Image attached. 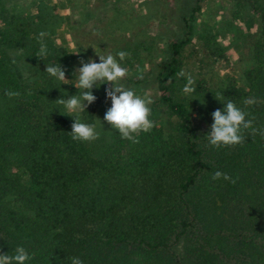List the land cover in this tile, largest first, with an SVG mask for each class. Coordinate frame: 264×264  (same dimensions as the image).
<instances>
[{
	"label": "trees",
	"instance_id": "obj_1",
	"mask_svg": "<svg viewBox=\"0 0 264 264\" xmlns=\"http://www.w3.org/2000/svg\"><path fill=\"white\" fill-rule=\"evenodd\" d=\"M201 1L183 6L175 21L182 35L169 36L153 16L144 21L147 31L138 30L115 5L111 19L106 12L95 20L92 0H0V252L22 246L28 264H70L72 256L84 264H264V135L247 129L240 144L215 148L194 124L217 110L203 115L202 103L223 108L215 98L223 93L264 130V0H230L235 11L246 4L256 15L254 29L234 40L244 67L237 80H220L209 91L197 86L199 99L191 102L181 94L190 61L202 74L225 55L216 31H194ZM173 13L168 8L161 24ZM66 22L74 52L57 42ZM42 32L49 51L43 60ZM122 33L126 47L114 55L128 52L122 65L132 73L123 87L151 96L155 126L133 144L100 124L98 112L111 105L105 84L80 114L96 124L98 139L74 142L72 118L53 112V102L78 90L50 78L46 63H60L72 79L81 46L97 49ZM157 40L164 45L158 58ZM248 98L257 102L247 105ZM216 171L235 182L213 181Z\"/></svg>",
	"mask_w": 264,
	"mask_h": 264
},
{
	"label": "clouds",
	"instance_id": "obj_2",
	"mask_svg": "<svg viewBox=\"0 0 264 264\" xmlns=\"http://www.w3.org/2000/svg\"><path fill=\"white\" fill-rule=\"evenodd\" d=\"M44 36L45 33H40L38 41L40 44L38 56L42 60L49 56ZM128 55L129 53L125 51H119L116 55L96 53L99 63L91 59L87 63L81 61V66L72 74V79H66V72L60 63L51 61L46 63L44 72L50 78L61 82L60 86L65 84L64 81H71L70 85L78 90L75 95L53 102V112H59L73 120L71 131L68 133L72 141L89 143L98 139L96 124L83 122L80 114L87 113V107L96 101L97 97L93 94V89L105 84H111L113 87L106 89V97L111 102V107L106 111L104 121L116 130L122 140L133 144L138 143L139 133H148L155 126L150 118L149 106L153 103L151 96L118 86L123 78L132 75L125 67H122ZM135 75L137 79L143 78L139 69ZM180 76H184V73L181 72ZM195 93V82L189 76L181 89V94L185 98H191L192 102L199 99L195 98ZM215 98L222 101L224 106L221 110L212 113L211 132L205 135L211 146L220 148L238 145L242 141L243 131L247 129L264 135V130L255 128L254 120L247 118L249 113L238 107L232 100L226 99L223 93H218ZM256 102L255 98H248L245 104L254 105ZM211 179L235 182L232 177L220 171H216ZM31 259L29 252L22 246H17L12 255L0 252V264H28ZM68 259L70 264H84L79 256H72Z\"/></svg>",
	"mask_w": 264,
	"mask_h": 264
},
{
	"label": "rangeland",
	"instance_id": "obj_3",
	"mask_svg": "<svg viewBox=\"0 0 264 264\" xmlns=\"http://www.w3.org/2000/svg\"><path fill=\"white\" fill-rule=\"evenodd\" d=\"M47 1H51L50 3H58V0ZM114 1L115 0H100L99 2H97L96 0H92V4H94V6H99L98 8L93 9V11H96L95 13L97 14L94 15V19L96 20L98 16H104V13L106 12L109 14V16H111L109 18L111 19L113 17L112 14L115 13L112 7H114L115 5V7H121L123 10H125L126 14L122 17L123 19L128 18L129 20H133L134 24L137 23L138 30L143 28L144 32L147 31L144 27V21L147 18L153 16V20H151V22H155L154 26H156L157 29L160 28L159 30H162V33H167L169 36L170 34L172 36H178L182 35V31L175 23V21H177L176 15H180L183 6H185L187 2V5L190 4L189 7H194L196 0H179V3H176L175 0H121L116 3L117 5L114 4ZM155 1H157L156 5ZM22 5L25 8H28L29 6L27 2H23ZM60 6V13L63 16H68L69 11L64 8V4H60ZM168 8L173 9L174 13L171 17H167L169 20H167L168 24H161V18L165 16V12H168ZM189 9L188 12L190 13ZM255 18L256 15L253 13L252 10H250V8L246 4H243L241 7H236L235 11V7L230 0H204L200 2V11L195 14L194 31H196V33H203L208 30H213V33L216 31V37H218L220 45L223 48L222 50L225 51V55L223 58L218 59L215 64V68L212 71L210 69L209 71H206V69L208 68H204L203 70H201L202 74L198 71L195 64L190 61L186 69V74L187 77L190 76L194 80L195 87L199 86L201 89H206L205 91H209L211 88H215V85H217L220 80L227 81L228 79H239V71L242 70L244 66H242L243 62L241 60L240 49H238L236 46L234 47V40L238 41L239 37H241L242 34L246 35L247 33H249V31H252L254 29L255 22L253 20ZM72 19L75 20L76 24H79V16L75 15L72 17ZM70 25V23L66 22L64 26L58 31L59 38H57V42L61 43L62 45H65L64 47H66L70 52H74L77 42L76 39L72 40L74 32L73 30H71ZM90 26V23L87 25H83V27H86L84 28V30L87 31L88 27ZM153 29H155V27ZM228 30L233 33V37L232 35H230V32H228L229 34L227 33ZM218 32L222 35H220ZM125 38L127 39L125 33L118 34L109 39L108 41H105L103 45L97 47V49H91L92 47L88 45L81 46V52H77L76 54L78 64H81V61L87 63L90 59L99 63V58L96 56V53L103 55H114V52L117 49H123L124 47H126ZM155 43H157L156 46L159 47L157 48L158 50L155 49L154 53L157 57L161 54L158 52L163 51L164 45H161L158 40L155 41ZM191 44H196L195 47H200L201 45L198 41L196 42L195 39L192 40ZM193 48L194 47L191 46L187 50V52L192 51ZM244 64L247 65L246 63ZM122 67H125L127 69L126 66L122 65ZM136 69L137 65L133 66V71H135ZM119 84L122 85L120 87H123L125 85L124 78ZM107 85L108 88L106 89H111L113 87L111 84ZM106 89L104 91L105 93ZM204 94L210 95V93ZM214 106V101L202 103L200 108L202 114L205 115L206 112L210 111V109L207 108H212L214 111L216 109L218 110V108H214ZM110 107L111 105L108 108ZM107 110L108 109H102L98 112L97 118L101 121L100 124L108 125V123L104 121V115ZM212 123V117L208 118L207 116H204L202 119L195 118L194 120L196 128L198 129L199 133L203 136L211 132Z\"/></svg>",
	"mask_w": 264,
	"mask_h": 264
}]
</instances>
